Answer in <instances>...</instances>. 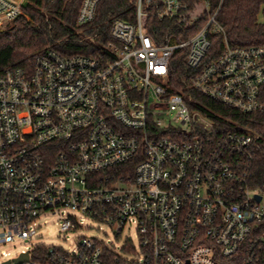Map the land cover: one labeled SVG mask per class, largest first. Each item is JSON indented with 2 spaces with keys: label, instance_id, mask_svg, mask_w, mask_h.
I'll return each mask as SVG.
<instances>
[{
  "label": "built area",
  "instance_id": "1",
  "mask_svg": "<svg viewBox=\"0 0 264 264\" xmlns=\"http://www.w3.org/2000/svg\"><path fill=\"white\" fill-rule=\"evenodd\" d=\"M28 1L0 0V29ZM103 1L83 0L78 25ZM131 1L133 20L113 21L101 58L50 49L32 70L0 73V244L33 239L43 217L62 213V233L92 219L136 236L120 251L98 238L71 251L40 243L24 264H103L106 249L126 264H264V192L251 186L261 135L219 134L193 105L197 93L263 114L264 45L231 46L210 0ZM214 35L225 48L209 60ZM179 52L188 73L176 89ZM133 160L132 174L116 173Z\"/></svg>",
  "mask_w": 264,
  "mask_h": 264
},
{
  "label": "trees",
  "instance_id": "2",
  "mask_svg": "<svg viewBox=\"0 0 264 264\" xmlns=\"http://www.w3.org/2000/svg\"><path fill=\"white\" fill-rule=\"evenodd\" d=\"M83 0H29L24 15L15 20L10 29H0V73L8 68L32 70L36 57L54 49L66 56L91 55L102 57V50L113 39L111 27L115 19L133 20L131 0H105L99 5L94 21L78 25V14ZM218 21L223 26L231 46L264 45V0H210ZM157 29L171 27L170 22L158 24ZM152 32V29H151ZM154 34V32H153ZM193 31L190 32L191 35ZM209 60L219 56L224 48L223 35L212 37ZM186 57L177 53L171 63L169 81L180 89L181 79L187 76ZM194 108L200 110L219 134L248 129L261 135V141L251 169V186L264 192V113L243 114L201 94L193 93ZM138 160L115 171L132 174ZM48 248L39 245L33 260L44 261ZM103 264H126L115 252L106 249Z\"/></svg>",
  "mask_w": 264,
  "mask_h": 264
},
{
  "label": "rangeland",
  "instance_id": "3",
  "mask_svg": "<svg viewBox=\"0 0 264 264\" xmlns=\"http://www.w3.org/2000/svg\"><path fill=\"white\" fill-rule=\"evenodd\" d=\"M201 8L203 9L204 5ZM13 24L4 25L1 29H10L13 27ZM262 205H264V200ZM61 215L62 213H51L43 217L40 221L41 227L38 229V235L33 239L22 240L16 238L13 243L0 244V263L9 258H14L24 250H31L35 245L40 243L48 247L58 246L71 251L75 249L77 240L81 237L98 238L111 244L116 250L120 251L129 235L133 239L136 236V231L132 228L125 231L122 237L117 239L114 231L109 226L92 219L85 220L84 229L62 233L60 231V223L62 222ZM3 252L10 254V257L4 258Z\"/></svg>",
  "mask_w": 264,
  "mask_h": 264
},
{
  "label": "water",
  "instance_id": "4",
  "mask_svg": "<svg viewBox=\"0 0 264 264\" xmlns=\"http://www.w3.org/2000/svg\"><path fill=\"white\" fill-rule=\"evenodd\" d=\"M259 200L261 199V197H257ZM30 259V255L29 253H22L21 255H19V257L14 258L12 260L6 261L2 264H24L27 263Z\"/></svg>",
  "mask_w": 264,
  "mask_h": 264
}]
</instances>
